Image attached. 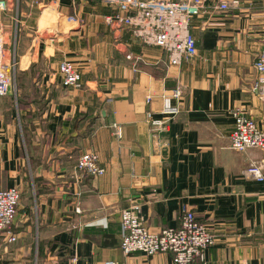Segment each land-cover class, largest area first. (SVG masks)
Returning <instances> with one entry per match:
<instances>
[{
	"label": "crops",
	"instance_id": "crops-1",
	"mask_svg": "<svg viewBox=\"0 0 264 264\" xmlns=\"http://www.w3.org/2000/svg\"><path fill=\"white\" fill-rule=\"evenodd\" d=\"M5 1L0 28L17 93L0 97V188L19 187L22 198L17 240L0 234V264H174L170 253L123 252L120 213L135 201L155 232L179 227L186 210L209 225L215 242L195 264H264V181L244 174L263 151L230 147L235 108L264 129L254 90L264 0L227 10L209 0L191 21L198 52L179 65L111 27L116 9L104 1ZM65 15L79 21L65 24ZM64 59L80 68V87L62 84ZM149 112L171 116L156 138ZM87 151L103 175H78Z\"/></svg>",
	"mask_w": 264,
	"mask_h": 264
},
{
	"label": "built area",
	"instance_id": "built-area-1",
	"mask_svg": "<svg viewBox=\"0 0 264 264\" xmlns=\"http://www.w3.org/2000/svg\"><path fill=\"white\" fill-rule=\"evenodd\" d=\"M115 7L116 13L106 17L107 23L116 30L131 29L132 32L146 45L158 46L168 53L171 65H179L184 59H192L198 52L197 41L191 32V21L208 9L209 0H101ZM238 4V0H219L213 6L217 10H227L230 6ZM9 4L0 0V12L7 11ZM63 23L71 25L78 22L77 17L61 16ZM7 41L4 31L0 28V97L13 92L14 79L7 66L16 68L14 59L11 63L6 60ZM130 58V55H128ZM257 79L254 90L264 101V52L254 62ZM62 84L65 87L78 88L82 85L81 70L78 65L64 59L58 67ZM172 96L180 99L183 89L178 86L173 90ZM147 97V101L151 100ZM235 119L234 129L231 133L230 147L234 150L245 151L258 147L264 155V129L259 127L257 121L241 108L233 110ZM151 129L155 138L160 131L168 127L171 116L165 114L161 117H152ZM1 152V146H0ZM78 175L101 176L105 168L100 163L96 152L82 153L76 163ZM244 174L258 181H264V157L255 161ZM22 191L19 187L0 188V234L8 242L17 240L12 228L19 212ZM140 201L133 202L120 213L122 242L121 248L125 254L141 252L147 256L157 253H170L174 264H195L197 261L205 263V251L214 244L215 235L209 225L199 219L195 212L186 210L181 216L179 227H165L160 231H152L143 223ZM70 264H77L76 257ZM99 264H136L122 263L108 259ZM138 264H148L138 263Z\"/></svg>",
	"mask_w": 264,
	"mask_h": 264
},
{
	"label": "rangeland",
	"instance_id": "rangeland-1",
	"mask_svg": "<svg viewBox=\"0 0 264 264\" xmlns=\"http://www.w3.org/2000/svg\"><path fill=\"white\" fill-rule=\"evenodd\" d=\"M13 83H14V82H13ZM13 85H14V84H13ZM15 85H16V84H15ZM15 85H14V88H15ZM16 90H17V87L15 88V92L13 91V94H16V93H17ZM19 102H20V100H19ZM21 104H22V103H21ZM21 104H20V105H21ZM25 137H27V135H25Z\"/></svg>",
	"mask_w": 264,
	"mask_h": 264
}]
</instances>
